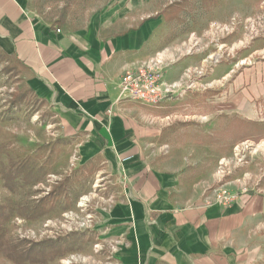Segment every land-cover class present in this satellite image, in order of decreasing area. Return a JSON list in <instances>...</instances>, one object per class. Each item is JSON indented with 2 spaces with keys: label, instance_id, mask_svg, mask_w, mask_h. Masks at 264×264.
<instances>
[{
  "label": "crops",
  "instance_id": "obj_1",
  "mask_svg": "<svg viewBox=\"0 0 264 264\" xmlns=\"http://www.w3.org/2000/svg\"><path fill=\"white\" fill-rule=\"evenodd\" d=\"M31 1L0 0V56L16 61L29 94L53 113L83 176L102 165L96 180L105 174V194H113L116 203L100 211L94 230L87 232L91 244L123 239L118 264H264V173L258 178L260 193L229 208L206 206L215 170L204 173L189 146L169 141L172 111L163 109L177 97L156 107L121 100L120 79L127 70L196 32L182 35L184 16L141 19L134 27L102 13L74 29L67 20L43 19ZM210 52L169 51L163 79L180 88L186 82L188 89L186 71L199 67ZM257 52L225 60L197 79L209 89H188L198 93L189 92L186 100L202 106L203 119L257 120L264 98V62L256 61ZM163 145L170 148L167 156L157 153ZM251 168L232 178L231 191L240 190L235 180Z\"/></svg>",
  "mask_w": 264,
  "mask_h": 264
},
{
  "label": "rangeland",
  "instance_id": "obj_2",
  "mask_svg": "<svg viewBox=\"0 0 264 264\" xmlns=\"http://www.w3.org/2000/svg\"><path fill=\"white\" fill-rule=\"evenodd\" d=\"M30 5L43 19H48L53 24L67 20L74 29L86 26L92 17L102 13L111 14L115 20L130 22L134 27L142 22L141 19L148 20L159 16L167 18L182 14L185 20L180 27V31L184 30L182 35L188 34L191 30L196 32L186 35L173 49H164L165 60L163 61L165 64L168 62L169 51L178 55L211 51L207 56L208 59L205 62L203 60L207 57L202 59L199 67L186 71V79H189L187 86L194 89H209L208 85L199 87L197 79L211 74L216 65L235 56L240 58L250 52L258 51L255 53L256 61L264 62V28L259 27L260 23L264 22V0H32ZM246 63L244 60L242 65ZM199 68L204 69L203 76H198L195 72ZM22 77L23 71L16 61L0 56V205L8 206L10 208L8 210L12 212L9 221L4 223L5 238L11 246L19 247L18 249L28 250L36 245L37 251L47 249L38 247L43 244L50 246L60 244L64 240L72 242L75 239L73 241L76 246L70 248L63 246V250L68 249L65 250L64 256L58 255L54 260L41 263L66 264L65 260L75 257L78 262L73 264H101L109 255L107 244L104 251L96 253L94 250L96 241L91 244L92 241L88 240L90 239L87 235L89 230L85 232L84 229H80L70 234L64 232L57 235L53 233L45 235L47 233L45 229L57 231L61 228L69 232L71 226L80 227V223L99 207L100 198H107L100 197L107 196L105 188L100 186L102 184L96 187V181L105 180L100 176L96 180L102 171V165L95 167L94 175H89L90 172H87L88 180L81 183L82 187H76L71 191L69 199L74 202L71 207L63 209L66 203L63 196L60 198L62 201H58L56 209L43 213L40 218H34L25 212L27 207L39 204L41 199L51 194L59 184L80 178L84 181L86 177L83 176V171L77 168L78 161L73 156V145L66 146L59 136L58 127L54 125L53 113L42 105L39 99L28 93ZM185 83L176 91L182 96H177L163 109L166 112L172 111V124L168 133L172 140L169 141L176 147L189 146L195 157L196 167L204 173L215 170L216 186L208 190L211 194L208 196L211 197L212 192L219 186L216 179L219 161L231 157L234 148L246 141L255 145L264 144V134L255 133L254 127L240 129L239 122L234 120L237 118H229L225 115L210 116L208 120L203 119L200 114L202 106L199 107L186 100L189 92L198 93L184 89ZM23 93L27 94V99L20 106H14L11 96L23 95ZM259 102L257 120L248 121L250 123L264 124V98ZM209 107L211 112L213 107L212 105ZM164 146L168 145L161 146L160 150L156 151L158 155L169 154V146L168 154L161 153ZM230 153L231 155L226 156ZM25 161L29 162V169L34 171L35 177L39 171L47 172V176L33 184H24L18 179L9 178L8 181L3 179L4 175H10L7 171L11 166ZM248 167L258 168L260 173L256 174L252 168L249 169L251 172L247 170L255 176L256 180L261 173H264V160ZM241 170L243 169L237 170L231 177L226 178L224 183H232V178ZM82 176L85 178L83 179ZM101 176L105 177V174ZM93 194H97L100 198H93ZM85 195L91 197V202L86 205L82 199ZM71 212L77 214L74 217L75 220H70L67 216ZM17 218L22 219L23 222H18L17 225ZM94 226L96 224H93ZM86 235L87 238H85ZM91 258L95 263L90 260ZM39 259L38 255L36 260ZM0 264L16 263L0 253Z\"/></svg>",
  "mask_w": 264,
  "mask_h": 264
},
{
  "label": "built area",
  "instance_id": "obj_3",
  "mask_svg": "<svg viewBox=\"0 0 264 264\" xmlns=\"http://www.w3.org/2000/svg\"><path fill=\"white\" fill-rule=\"evenodd\" d=\"M259 27L264 28V22H261ZM58 32H60V30H58ZM163 53L165 52L162 51L158 53L155 58H150L147 61L142 62L139 68L135 70H127L125 74H123L120 79V95L122 101L129 100L148 107H156L171 102L172 99L178 96L176 91L180 89V85L178 83H166L163 79V71L167 66V64H165V61H163L165 60V54L163 55ZM207 59L208 57L204 59L203 62H205ZM187 72H189V70H187ZM195 72H197L198 76L204 75L203 68H199ZM188 89L191 88L188 87ZM168 150V146H164L161 149V153L168 154ZM233 151L234 152L231 157L223 158L219 161L218 169L216 172V179L219 186L212 192L211 197H207L206 206L220 205L223 208H229L233 206L234 203L239 201L241 202L242 198L247 197L250 193H260V181L258 179L255 180L250 172L245 173L242 178L235 180L240 185L239 191H231L229 187L232 185V183H224V180L228 177H231L237 170L245 169L246 167L251 165H257L259 161L264 160V158H261L264 157V144L255 145V143L246 141V143L237 145ZM96 182V187H105L103 181ZM100 197L107 198L103 199ZM100 197L97 194H93V198H100V200L98 201L99 207L96 210H93L87 216V219H84L83 222L80 223V227L73 228L71 226L69 228L71 229L69 232L62 230L61 228L57 229V231L45 229L47 231L45 235H47L48 233L57 235L64 232L70 234L80 229H84L83 231L85 232L86 230H94L95 226L93 227V224L97 223L100 215L98 213H100V211L111 210L116 201L113 194L107 196L101 195ZM90 198V196L86 195L82 198L85 205L91 202ZM94 213L97 215L95 216ZM76 215L77 214H75L74 212L67 214L70 220H75L74 217ZM16 220L17 225L18 222H23V220L20 218H17ZM46 226L48 227V225ZM105 244H107L109 255L107 259L101 264H118L116 254L121 250V246L124 244L123 240L121 238L111 240L98 239L94 245L95 252L99 253L104 251L106 248ZM76 260L77 259H75V257H72L71 259L65 260V263L73 264L75 262H78ZM90 260H92V258Z\"/></svg>",
  "mask_w": 264,
  "mask_h": 264
},
{
  "label": "trees",
  "instance_id": "obj_4",
  "mask_svg": "<svg viewBox=\"0 0 264 264\" xmlns=\"http://www.w3.org/2000/svg\"><path fill=\"white\" fill-rule=\"evenodd\" d=\"M29 93V92H28ZM27 94L23 93V95H13L11 96L12 104L16 107L20 106L21 103L26 100ZM239 122V128L244 129L245 127H254L255 133L258 134H264V124L262 123H250L248 121H242V120H236ZM29 162L25 161L24 163H20L16 166H11L10 169L7 171L10 175H4V180L8 181L9 178L11 179H18L21 183H36L41 181L45 176H47V172L39 171L36 177L34 176V171L29 169ZM76 187H82L81 185V178L77 179L72 182H65L64 184H59L56 189L49 194L47 197H43L39 204H34L32 206L27 207L25 209V212L29 213L30 216H33L34 218H40L42 217L43 213H48L51 210L56 209L58 201L60 198H63L66 200V203H64V208L71 207L74 202H72L69 198L70 193L73 189ZM10 208L5 205H0V253L5 255L9 260L15 262L16 264H42L46 263L49 260H54L56 256H64L65 249L63 250V246L65 247H74L76 246L75 241L72 240L70 242L69 240L61 241L60 244H52L50 246L44 245L38 246V247H46L47 249L37 251V246L34 245L30 247L28 250H25L24 248L18 249L19 247L11 246L9 244V241L5 238V231L4 223H7L9 219L11 218V211H9ZM8 211V213H7ZM49 248V249H48ZM54 251H50V250ZM40 256L39 260H36L37 256ZM43 260L41 261V259ZM42 262V263H41Z\"/></svg>",
  "mask_w": 264,
  "mask_h": 264
}]
</instances>
